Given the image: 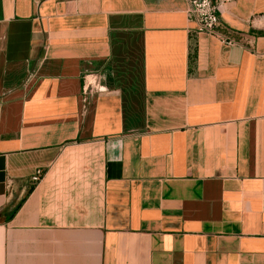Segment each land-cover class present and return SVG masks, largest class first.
Here are the masks:
<instances>
[{"label": "crops", "instance_id": "1", "mask_svg": "<svg viewBox=\"0 0 264 264\" xmlns=\"http://www.w3.org/2000/svg\"><path fill=\"white\" fill-rule=\"evenodd\" d=\"M214 1L231 44L187 0H0V264H264V0Z\"/></svg>", "mask_w": 264, "mask_h": 264}, {"label": "built area", "instance_id": "2", "mask_svg": "<svg viewBox=\"0 0 264 264\" xmlns=\"http://www.w3.org/2000/svg\"><path fill=\"white\" fill-rule=\"evenodd\" d=\"M232 1V0H227ZM187 15L194 24V29L189 33L190 38L200 34L216 35L223 43L231 44L232 41L217 33L218 18L217 6L214 0H187ZM40 173L38 172L33 181H38Z\"/></svg>", "mask_w": 264, "mask_h": 264}]
</instances>
